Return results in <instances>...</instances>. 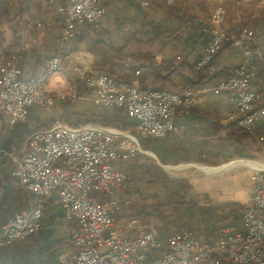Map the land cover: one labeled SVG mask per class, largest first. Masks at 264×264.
<instances>
[{"label":"built area","instance_id":"2783aa9c","mask_svg":"<svg viewBox=\"0 0 264 264\" xmlns=\"http://www.w3.org/2000/svg\"><path fill=\"white\" fill-rule=\"evenodd\" d=\"M258 4L264 8V4ZM58 12L63 17L61 43L70 40L80 24L99 25L103 15L100 0H67ZM223 20V7L215 6L209 18V42L197 68L214 73V56L225 44L250 56L253 33L247 29L228 33L222 28ZM63 57L49 58L29 80H22L11 63L0 64V112L16 123L25 118L31 106L51 107L54 100L46 87L48 79L61 70L62 59L71 60L76 63L73 72L91 104L121 111L132 121L134 132L63 123L33 131L25 141L16 172L33 202L28 211L14 213L0 228V244L35 236L41 229L46 203L56 193L64 217L72 225L69 255L62 264H264L262 168L255 169L247 203L237 209L234 221L219 226L212 243L180 228L167 235L162 245L156 239L153 221L143 227L139 219L128 218L119 226L116 217L118 210L131 204L126 194V175L117 164L137 159L142 153L140 139L163 140L178 133L173 117L179 111L186 112L204 95L227 93L235 110L226 121H236L247 135L255 136L258 128L264 129V108L257 107L259 95L251 87L253 71L242 66L213 87L201 85L171 92L95 74L80 56ZM74 92L67 96H59V91L55 94L62 101L73 100L77 96Z\"/></svg>","mask_w":264,"mask_h":264},{"label":"crops","instance_id":"0c3cea01","mask_svg":"<svg viewBox=\"0 0 264 264\" xmlns=\"http://www.w3.org/2000/svg\"><path fill=\"white\" fill-rule=\"evenodd\" d=\"M219 1L222 0H174L177 12L198 18V25L194 26L188 23L180 24L175 16H170L168 12L159 9L153 0H100L103 15L99 26L106 32L114 48L118 49L124 45V54L126 52L136 57L137 49L143 50V47L135 41L144 42L156 38L162 32L168 35L179 32L176 34L179 39L175 42L163 36L165 43L154 51V65L138 68V74L133 75L131 81L123 80L137 84L138 81L151 85L154 83V88L171 92L183 90L190 78L187 66L177 67L173 71L172 66L168 69H160L159 65L167 64L178 54L182 56V51H187L192 46L195 47L197 57L203 56L209 35L203 30L202 25L207 24L210 16V10L208 11L207 8ZM225 1L234 3V0ZM66 3L67 0H0L2 11L0 56L5 50L18 55L16 67L22 80L33 78L43 64L57 53L64 56L73 54L80 56L87 68L92 69L94 66L93 56L78 44L79 37L86 33L89 25L83 23L76 26L72 38L67 42H60L63 17L58 11ZM143 3L148 5L144 6ZM203 9L208 11L206 17ZM263 20L253 11L244 20L246 25L256 31L255 49L254 46L251 47L254 55L248 57L231 45L224 46L214 59L216 78L205 84L213 87L218 81L232 77L239 67H247L254 73L251 87L259 95L257 107L260 108H264ZM202 22L204 23L201 24ZM222 26L225 31L231 33H237L239 30L238 26L232 23L230 25L226 21ZM115 54L114 51H109L106 56L114 57ZM125 57L127 59L122 63L124 70L118 75L131 78L126 70L128 65L132 62H140L130 59L129 56ZM75 86L78 87L81 97L74 103L55 100L47 109L31 106L27 109L25 118L16 123H12L6 114L0 112V228L14 213L26 212L32 205V195L20 185L16 172L18 161L25 152V141L33 131L47 129L55 123H67L71 127H78L79 123H83L118 129L132 125V121L119 110L93 106L87 98L86 89L77 83L69 65H64L59 72L48 79L46 84L49 91L67 90ZM234 110L235 106L230 102L227 93L204 95L186 112L179 111L173 117V125L178 133H172L163 140L150 139L148 144L142 141V146L155 153L153 159L157 165L159 162L167 164L166 171H181L182 164L189 162L214 167L232 157L252 158V148L245 134L233 122L226 121L230 112ZM259 131H262L264 143V130L259 128ZM149 155L152 156L150 153ZM231 164H233L231 167L213 169L217 170L215 172L206 171L204 168H209L198 165H195V168L209 174L218 172L214 175L219 174V176L235 166L264 169V165L252 162L241 161ZM249 173L252 174V170L249 169ZM252 186L248 188V193ZM223 190L224 187H219V195L216 199L210 198L205 190L200 192L196 190V192L205 194L207 203L227 204L247 201L245 199L243 202H238L235 196H224ZM127 196L131 200V191L127 192ZM133 198L135 202L137 197ZM222 219L226 220L223 223H230L234 221L235 214L226 212ZM221 222L213 227L210 235H204L203 241L214 242L217 230L223 224ZM71 230L72 225L64 217L57 194L52 193L46 203L39 232L23 242L0 244V264H62L69 255ZM193 234L196 236L194 232ZM156 239L162 245L165 244V239L158 237L157 233Z\"/></svg>","mask_w":264,"mask_h":264},{"label":"rangeland","instance_id":"374dc122","mask_svg":"<svg viewBox=\"0 0 264 264\" xmlns=\"http://www.w3.org/2000/svg\"><path fill=\"white\" fill-rule=\"evenodd\" d=\"M258 3L264 4V0H234V3H229L228 1L222 0V1L214 3V5H212L211 7H208L207 9L208 11L210 10V14H211L215 6H218V5L222 6L224 9L223 22L226 21L230 25L232 23L234 26H238L239 30L247 29L248 31H251L253 33V38L249 46L250 47L254 46L253 49H255V42H256L255 29L249 25H246L245 27H242L241 25L243 24L246 16L250 14L252 11L253 13L259 14V16L264 19V8L260 7ZM145 4L148 5V3H145ZM228 33H231V32H228ZM253 49L251 50L250 56L254 55ZM54 56L64 58L63 57L64 55H62L61 53H57ZM62 60H63L62 67L64 65H69L73 72V68L76 64L75 61L64 60V59ZM11 64L16 67L15 64L13 63ZM92 69H93L92 70L93 73L101 74V73H98L94 69V66L92 67ZM105 75H108V74H105ZM74 76L76 78L77 83L82 85L80 78L75 74ZM73 90L75 91L74 93L77 95L76 98L73 100L65 99L63 101L67 103H74L79 99V90L77 86L71 87L67 90L57 89L55 91H50V92L52 93L53 100L55 101V100H61L55 94L57 93V91H59V94H60L59 96L61 95L67 96L69 94H72ZM65 124L69 125L67 123ZM82 125L84 124L79 123L77 126H82ZM110 128H115V127H110ZM115 129H118V128H115ZM119 130H124V131L133 133L134 127L133 125H131L126 129L124 128V129H119ZM245 136H246L247 142L252 148L251 149V152H253L252 158L232 157L225 163L214 166V167H208L202 164L189 162V163L182 164L183 169L177 172L176 171H166L165 167H167V164H163L159 162L158 163L159 165H157L156 161L153 159V156L155 155V153L150 151L147 148L144 149L142 146V141L148 144L150 143V139H143V138L140 139L139 145L141 147L142 153L137 157V159L126 162V163L117 164L118 168L126 175L128 191H131V195H132L131 200H130L131 204L129 205L130 208L124 209L123 213L122 211L121 212L118 211L116 213L118 224L122 225L123 222H125L128 219V217H130V215L134 212V210L141 208L140 203H135L134 198H133V197L138 198L139 197L138 194H140L141 196H147V197L156 196L158 197V199L163 200L164 202H166V200L168 199V197L165 195V192H163V190H161L159 187L154 186L153 184H150L149 181L145 179L143 180L141 179L142 173L147 172L148 169L151 168L152 166H156L167 177L174 179V180H183L186 182L187 185H189L190 194L187 200L188 203H184L185 204L184 208L180 212V211H175L173 208H169V209L165 208L166 206H163V207L158 206V203H152L154 198L146 199L144 200L145 203H141V205L143 204L146 206L147 216H145L144 219L142 218H137V219L140 220L143 227L149 226L151 222L153 221L155 223L153 225L154 231L157 233L158 237H161L162 239H165L167 235L175 232V230L177 231L180 228H186L194 232L197 238L203 241L204 235H210L211 234L210 231H213V227L216 224L218 225L221 222V219L223 218L224 213L232 212L233 214V211H232L233 209L230 208V206L228 205L234 204V205H238V208H240L241 206L247 203L250 193L254 186L252 177L255 173V169H258V168H252L249 166H235L234 168L226 170L228 172L223 173L222 175L219 176V174L214 175L218 172L212 173V174L205 173L195 168V165L206 167L209 169L220 168L222 166L231 164L233 162H241V161L242 162H252L257 165H264V143L260 141L256 142L254 140L255 136H251L247 134H245ZM147 153L152 154V156L148 155ZM255 156L258 158H255ZM249 169L252 170V174L249 173ZM178 177H185V178H178ZM250 185L252 186V189L248 193L247 190L248 188H250ZM219 187H224V190H223L224 196H227V195L235 196L238 202L239 201L243 202L245 199H247V201L245 203H227V204L207 203L205 194L198 193L202 190H205L210 198L216 199L218 198V195H219L218 194ZM196 190L198 192H196ZM193 201H195L196 203H193ZM152 204H156L154 208L157 211H159V213L165 214L163 218H160L161 216H158V213L157 214L151 213L152 212L151 210L153 209L151 207ZM150 207H151V210L149 211L148 209H150ZM172 221H177L175 229H173L172 228L173 226L171 227V225L166 226L164 224L165 222L170 223ZM224 221L226 220L222 219L221 223H223Z\"/></svg>","mask_w":264,"mask_h":264},{"label":"trees","instance_id":"16d2710c","mask_svg":"<svg viewBox=\"0 0 264 264\" xmlns=\"http://www.w3.org/2000/svg\"><path fill=\"white\" fill-rule=\"evenodd\" d=\"M156 4L157 7L163 11L168 12V14L170 16H175L176 19L178 20V22L181 24L183 23H188L191 25H198L197 21L198 18L190 16V15H186L185 13H181V12H177L176 7H175V2L171 3V4H167L164 0H153ZM1 7H0V13H1ZM203 12L205 14V17L207 16V12L206 9H203ZM209 18L208 17V21L207 24H203L204 22H202L201 24L203 27V30H205L207 33H209V28H210V24H209ZM242 27H245L246 24L245 22H243V24L241 25ZM176 34H179V32L177 33H171V35H168V33L166 32H162L159 36H157L156 38L141 42V41H135L138 45H141L143 47V50L137 49V54L136 57L133 54H128L125 52H123L124 50V45L122 47L114 48L111 43H110V39L107 37L106 32L101 29V27L99 25H89L88 29L86 31V33L84 35H82L81 37H79L78 39V44L82 45L94 58V69L101 74H108V75H112L111 77H114L115 79L118 80H122L126 79L131 81L133 78V75H137L138 74V68L146 66V67H150L152 65H154L153 62V55H154V51L158 50V48L160 47V45L163 46V44L165 43L163 41V36L165 35L167 40H172L173 42L177 41L179 38H177ZM169 36V37H168ZM171 37V39H169ZM230 44H225L221 47L220 51L214 56V59L216 58V56L221 52V50L223 49L224 46H228ZM109 51H114L116 54L114 57H107V52ZM125 56H129L130 59L132 60H136L137 62L140 63H133L128 65V69H126L129 73V76L131 78H125V77H119V72L124 70V67L122 65L123 62H125V60L127 59ZM200 60L199 57H197L195 55V47L192 46L190 49H187V51L183 50L182 51V56H180L179 54L173 58L172 60H170L167 64H161L159 65L160 69H168L172 66L173 71L174 69H176L177 67H185L187 66L189 72H190V78H189V82L187 84V87H199L201 85H205L206 83L210 82L212 79L216 78L217 75V70L214 73H210L205 67L203 68H197V63ZM18 61V55L15 54L14 52H8V51H4L2 53V55L0 56V64H5V63H13L16 65V62ZM138 81V80H137ZM138 85L141 87L144 86H151V87H155L153 86L154 83L151 84H147L145 82H141L138 81ZM184 88V89H185ZM233 124L236 126L237 122L233 121ZM125 127V125H123ZM128 128L127 126L125 127V129ZM264 130V129H263ZM242 131V130H241ZM262 131H259V128L256 130V135L254 137L255 141H259L260 138H262ZM244 133V132H243ZM246 134V133H245ZM142 180L145 179L147 181H149L150 184H153L154 186L159 187L161 190H163V192H165V195L168 197V199L166 200V202H164L163 200L158 199V197L156 196H151V197H147V196H141L140 194H138V198L136 199L135 203H140V209H136L134 210V212L130 215V217L128 218H142L144 219L145 216H147V208L145 205H141V203H145L144 200L146 199H153L152 203H158V206H166L165 208H173L175 211H182L184 208V203H188L187 200L189 198V185L186 184L185 181L183 180H174L171 179L169 177H167L164 173H162L161 170L158 169V167L156 166H152L151 168L148 169L147 172L142 173ZM127 194V193H126ZM98 199L100 201H102V197L98 196ZM166 203V204H164ZM193 203H196L195 201H193ZM156 204H152V210L151 207L150 209H148L149 211L151 210L152 214H157L158 216H161L160 218H163V216H165L164 213H159V211H157L154 207ZM230 206V208H232L233 210V214H236V211L238 209V205H228ZM130 208V207H128ZM127 209V208H121L120 210H118L119 212L123 210ZM165 219V218H164ZM166 226L171 225V227L173 229H175V226L177 224V221H172L170 223L165 222L164 223ZM176 231V230H175Z\"/></svg>","mask_w":264,"mask_h":264},{"label":"bare ground","instance_id":"6f19581e","mask_svg":"<svg viewBox=\"0 0 264 264\" xmlns=\"http://www.w3.org/2000/svg\"><path fill=\"white\" fill-rule=\"evenodd\" d=\"M147 154L149 155V153H147ZM231 166H233V164H229V165H226V166H222V168H227V167H231ZM204 170L209 171V172H215V171H217V170L205 169V168H204Z\"/></svg>","mask_w":264,"mask_h":264},{"label":"water","instance_id":"95a60500","mask_svg":"<svg viewBox=\"0 0 264 264\" xmlns=\"http://www.w3.org/2000/svg\"><path fill=\"white\" fill-rule=\"evenodd\" d=\"M215 169H218V168H215Z\"/></svg>","mask_w":264,"mask_h":264}]
</instances>
